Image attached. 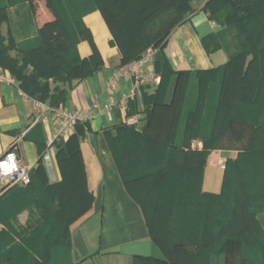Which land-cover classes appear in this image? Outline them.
Returning a JSON list of instances; mask_svg holds the SVG:
<instances>
[{
  "label": "trees",
  "instance_id": "trees-1",
  "mask_svg": "<svg viewBox=\"0 0 264 264\" xmlns=\"http://www.w3.org/2000/svg\"><path fill=\"white\" fill-rule=\"evenodd\" d=\"M19 1L22 0L17 2ZM28 1L34 12L41 43L38 46L19 45L10 35L9 45H6L0 38V65L11 72L26 94L38 101H49L53 106L64 103L69 92L68 86L74 79L86 77L102 67V59L93 36L80 22L81 12L79 10L84 12L90 9H99L101 11L113 35L111 43L118 47L123 64L139 60L150 47L156 49L159 58L156 69L161 73L162 78L154 94H145L147 108L144 126L137 129L133 125L123 124L107 131L106 135L117 158L125 186L141 206L151 237L163 250L164 258L157 259V261L159 264L182 262L174 253L177 251L184 256L187 254V243L183 240L187 239V236L182 237L181 240H175L180 238L177 237L169 244L164 243L163 239L157 236V230L161 223L175 219L176 214L172 212L173 204L169 208V205L157 200L162 190L160 187L164 183H168L169 171L157 168L152 169L151 172L144 170L136 173L135 176L141 179L146 178V174L161 172L157 177L156 184L146 185L147 189L141 188L142 193L146 195L147 203H145V200L140 199L136 190L133 189L134 174L126 169L128 160L123 158L127 155L124 152L126 148L123 149L122 146L119 151L117 141L123 139L134 144H147L150 148L161 146L167 151L177 152L180 156L198 157L193 164L194 167L184 164L177 167V171L174 172L179 176L182 173L184 175H191L192 172L198 174L200 179L196 192L200 196H210V198L222 196L224 184H222L219 193L203 191L202 181L206 159L211 150L220 147L223 138L230 132L229 126L227 127L229 121L228 125L234 122H243V124L254 127L252 133L250 129V132L244 134L246 136L243 138L247 139L246 146L236 156L243 162L242 173L244 169L251 166L247 165V159L252 157L251 163L264 162V105L262 106L261 101V95L264 93V0H207L204 10L209 18L224 27L219 37L221 44L224 42L228 46L229 61L223 67L213 70L180 71L171 105L165 104L164 97L168 80L174 70L163 50L173 30L194 12L192 7L194 0ZM9 5L11 4H0V27L8 18ZM79 38H85L91 43L93 55L90 59H81L72 54ZM11 50L15 51L18 56L11 54ZM229 71L234 72L233 75H228ZM193 74H220V96L218 105L213 107V115L209 111L208 116L200 117L198 110L187 111L184 108L185 87ZM54 82L57 84L52 88ZM227 98H232L241 109L252 106L255 111H258L259 119L253 123L245 122V119L239 118V116L230 117L228 121L226 119L219 120L224 108H221L220 103H222V99L226 100ZM245 110L242 111V114L243 112L245 114ZM221 119L223 118L221 117ZM88 129L87 123L78 122L75 133L66 143L59 146L57 156L63 175V180L59 184L49 185L45 170L42 165H39L34 172L31 171V182L23 189L20 186H13L3 190L0 195V204L6 203L9 197L21 193L23 190L34 198L31 204L40 210L42 221L34 228V233L33 231L30 235L24 233L26 237L22 239L23 244L21 245L24 253L31 257L39 256V252L28 244L27 236L32 237L33 235L42 238L44 241L42 243L48 245L44 252L47 254L50 252L52 256L58 255L61 248L69 249L71 247L69 231L71 223L85 214L94 203V195L87 185L85 164L81 152V140L85 137ZM179 135L182 137L179 138ZM193 138L201 140V150L192 149ZM232 160L233 158H229L225 166L223 183ZM261 165L264 166V163ZM172 175L173 173H171ZM250 187H252V183ZM48 194L51 199L48 198ZM55 203L59 205L57 208L53 206ZM253 213L255 214L254 209ZM243 228H246V224L238 222L228 232V237L223 239V241L226 240L224 242L226 248L227 244H230L229 249L231 252L235 251L234 254L238 249L239 239L237 238L243 237L242 239H244L245 230ZM219 232L216 231L211 235L212 246L221 241L222 237H218L221 236ZM256 245L258 251L255 253L260 254L258 261L249 259L244 254L241 256L240 264H264L263 238H260ZM239 246L244 248L245 244L241 243ZM37 264L42 263L38 262Z\"/></svg>",
  "mask_w": 264,
  "mask_h": 264
},
{
  "label": "crops",
  "instance_id": "crops-1",
  "mask_svg": "<svg viewBox=\"0 0 264 264\" xmlns=\"http://www.w3.org/2000/svg\"><path fill=\"white\" fill-rule=\"evenodd\" d=\"M206 2L194 0V12L173 30L165 43L163 51L174 70L164 97L167 105L174 100L180 71L213 70L229 61L228 46L224 42L221 44L219 37L224 27L209 18L204 10ZM79 11L81 24L93 36L102 67L86 77L74 79L68 86L66 101L58 106L26 94L18 80L6 70L13 80L0 81V155L15 150L32 172L42 165L47 183L59 184L63 175L57 152L59 146L75 133L77 124L67 134L58 135L60 120L57 111L83 113L87 120L79 122L87 123L89 129L81 140V152L87 185L95 199L92 207L71 223V247L58 251L61 260L57 264H159L157 259L164 258L163 250L151 237L141 206L125 186L106 135L107 131L123 124L137 129L144 126L145 94H154L162 78L156 69L159 58L155 53L147 62L144 70L146 82L124 102L123 99L133 89L135 78L127 64L122 63L118 47L111 43L113 35L101 11ZM2 26L9 27L19 45L38 46L41 43L28 0L9 5L8 18ZM72 54L90 59L93 47L87 39L79 38ZM116 72L120 73L119 81L116 87L111 88L110 82ZM130 118L138 119V122ZM191 146L192 149H202L197 138L192 139ZM240 150L222 146L209 152L202 181L204 192H221L227 161L237 156ZM16 196L12 195L7 202H15ZM35 212L37 215L34 213V217L29 216L28 211L18 215L22 228L28 224V219L40 217L38 209ZM5 218L0 214V230L6 225L13 227ZM18 252V248L13 249L16 258Z\"/></svg>",
  "mask_w": 264,
  "mask_h": 264
},
{
  "label": "rangeland",
  "instance_id": "rangeland-1",
  "mask_svg": "<svg viewBox=\"0 0 264 264\" xmlns=\"http://www.w3.org/2000/svg\"><path fill=\"white\" fill-rule=\"evenodd\" d=\"M17 1L18 0H0V4H12ZM10 35L9 27H0V38L6 45H9ZM10 53L16 55L15 51L13 52L11 50ZM0 68L5 71L7 70L1 65ZM233 73L234 72L229 71L228 75H233ZM56 84L57 83L54 82L52 88H54ZM185 88V110H198V116L200 117L208 116L209 111H211L213 115V107L218 105L217 102L220 96V74H193ZM183 89L184 86L182 87V91ZM228 89H230V87H228ZM261 97L263 106L264 93ZM199 103L200 105L198 106ZM220 104L221 108H224L222 109L223 113L221 116L223 119L219 116V120L226 119L228 121L230 117L239 116V118H244L245 122L249 121L253 123L259 119L257 117L258 111H255L252 106L241 109L238 104H235L232 98H227L226 100L222 99V103ZM244 109H246L245 111H248V113L245 112L244 114L243 112L242 114ZM228 123H230V121ZM228 123L227 127L229 126L228 129L230 132L225 135L219 146L229 147L233 150L243 149L247 143V139L244 141L245 138H243V136H246L244 134L250 132V129L252 133L254 127L243 124V122H234L229 125ZM199 141L201 142V140ZM117 142L119 143V151L122 146L123 149L126 148L124 152H126L127 155L123 157L126 161L128 160L126 163V167L128 168L126 169L134 174L133 177H135V180L132 181L133 189L136 190L135 192H137L136 194L140 199L145 200V203H147L145 199L146 195L142 193L141 188L147 189L146 185L156 184L157 177L161 172L146 174V178L141 179L135 176L136 173L144 170L145 172H151L152 169L157 168H163L169 171L168 183H164V185L160 187L162 190L157 200L169 205V208L172 206L171 204H173L174 210H172V212L176 214L175 219L161 223V226H159L157 230V236L163 239L164 243L167 244L172 243L173 239L177 237L180 238L175 240H181L182 237L187 236V239H183L184 242L187 243V254L184 256L175 251L176 253H174V255L182 261L176 262L175 264H240L241 256L244 254L247 258L258 261L260 254L255 253L258 251V246L256 244L260 238L264 240V166L261 165L264 162L251 163V157L247 159L248 163L245 161L248 166H251L244 169L242 173V160H239L236 156L233 157L232 163L226 171L222 196L210 198V196H200L196 192L200 179L198 174L192 172L191 175H184V173H182V175L179 176L174 172L177 171V167H180V165L187 164V166L194 167L193 164L198 157L190 156L189 158L180 156L177 152L174 153L172 150L167 151L161 146L150 148L147 144H134L129 141H124L123 139ZM195 143L197 144V141H195ZM171 173H173L172 176ZM251 183L252 187H250ZM16 195L15 202L0 204V214H4L7 217L5 221L7 220V222L13 226L11 228L6 225V228H1L0 230V264H37L38 262L42 264H57L61 260L59 254L52 256L50 252L48 254L44 252V249L46 250L48 245L42 243L44 242L42 238L33 235L32 237L27 236L28 244L32 248L38 250L39 256L31 257L25 254V251L21 249V245L23 244L22 239L26 237L24 233L25 235H30L42 220L40 217L32 220L28 219V224L22 228L18 215L28 211L29 216L34 217V213L37 215V212H35L37 208L31 204L34 198L31 197L29 193H26L25 190ZM48 198L51 199L50 194H48ZM57 204L58 203H55L53 206L57 208L59 206ZM253 209L255 214L253 213ZM38 213H40L39 209ZM238 222H243L244 225L246 224V228H243L245 230L243 234L244 239H242L243 237L237 238L239 239V243H237L238 249L237 253L234 254L235 251L231 252L229 249L230 244H227L226 248L224 243L226 240L223 241V239L226 236L228 237V232L231 231ZM216 231H220L219 234H221V236L218 237H222V239L218 241L217 245L212 246L210 237H212L211 235ZM230 240H232V238H230ZM241 243L245 244L244 248L239 246ZM16 248H18L19 251L17 258L13 255V249Z\"/></svg>",
  "mask_w": 264,
  "mask_h": 264
},
{
  "label": "built area",
  "instance_id": "built-area-1",
  "mask_svg": "<svg viewBox=\"0 0 264 264\" xmlns=\"http://www.w3.org/2000/svg\"><path fill=\"white\" fill-rule=\"evenodd\" d=\"M156 53V49L150 47L143 54V56L134 62L127 64V69L133 74L135 78L133 89L128 97L123 99L127 102L129 97H132L136 90L143 85L147 76L145 74V65L153 58ZM120 73L116 72L110 82V87L114 88L117 86L119 81ZM13 78L9 72L0 68V81L9 82ZM57 115L60 120V127L58 135H65L71 131L79 121H86L85 115L79 111H66L58 110ZM131 121L137 123L138 119L130 118ZM31 182V170L24 165L20 156L15 150H9L4 154L0 155V191L8 189L13 186H24Z\"/></svg>",
  "mask_w": 264,
  "mask_h": 264
}]
</instances>
